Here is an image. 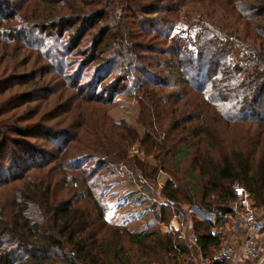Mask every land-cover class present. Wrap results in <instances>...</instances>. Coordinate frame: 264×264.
<instances>
[{
    "label": "trees",
    "instance_id": "obj_1",
    "mask_svg": "<svg viewBox=\"0 0 264 264\" xmlns=\"http://www.w3.org/2000/svg\"><path fill=\"white\" fill-rule=\"evenodd\" d=\"M18 1L11 14L4 11L7 0H0V22L15 15L17 22L0 28V42L27 43L28 49L37 50L42 75L56 79H46L48 89L42 88L38 97L57 95L66 102L76 94L80 100H99L104 105L116 95L133 98L142 111L137 119L142 129L138 135L122 120L116 122L113 137L118 145L138 140L142 147L155 148L160 167L163 159L176 168L188 160L187 174L201 182L199 202L218 217L228 212L229 184L244 188L254 206L264 205V68L252 63V59L264 62V0L209 1L239 27L235 39L243 45L245 58L233 66L221 63L216 53L202 64L203 47L220 35L208 25L188 53L180 44L170 43L171 32L181 21L183 0H63L62 8L56 10L32 9L33 16L24 14L27 6ZM67 29L71 31L66 33ZM91 64L93 82L88 89L86 82L79 81ZM241 72L245 74L240 76ZM84 86L89 90L85 95ZM24 103L19 100L18 105ZM37 109L33 106L30 114L27 109L11 113L8 124L3 125L5 119L0 122V184L23 178L28 168L47 167L39 179H24L16 199L0 209V264H127L121 258V246L104 235L102 200L108 179L118 173V167L132 169L124 151L98 145L91 154L69 158L66 147L76 139L75 132L40 120L30 123L42 116L36 118ZM206 113L223 123L246 122L249 128L241 136L246 146L231 147L228 152L212 149ZM28 137L41 139L48 148L30 145L25 141ZM12 147L15 152H10ZM137 167L144 178L153 174L145 172L143 165ZM60 191L66 194L57 197ZM160 194L168 204H175L179 189L167 180ZM185 200L196 199L186 193ZM160 208L158 221L162 222ZM209 227V222L192 223L202 255L212 254L219 244ZM119 229L130 243L145 249L151 232ZM155 242L165 252L183 251L169 234L154 237ZM144 255L142 250L139 256Z\"/></svg>",
    "mask_w": 264,
    "mask_h": 264
},
{
    "label": "rangeland",
    "instance_id": "obj_2",
    "mask_svg": "<svg viewBox=\"0 0 264 264\" xmlns=\"http://www.w3.org/2000/svg\"><path fill=\"white\" fill-rule=\"evenodd\" d=\"M20 1H24L27 6L24 14H31L32 9L38 11L39 9L53 10L55 8L56 10V8L61 7L63 2V0H49V3L45 5L39 0ZM209 1L213 0H183L180 9L181 21L171 32L170 43L180 44L182 50L188 53L193 48L192 45L201 33L203 26L208 25L206 27H212L220 35L210 39L211 41L203 47L202 64L212 53L217 54L221 63L231 66L241 63L245 58L242 50L243 45L239 39H235L240 35L239 27L224 18L220 10L210 5ZM19 3L18 0H7L4 11L14 13L13 6L15 7ZM20 13L21 11L17 14ZM33 14L35 13H32L31 16ZM15 16L11 20L1 21L0 28L16 25ZM70 31L71 29H67L66 33ZM227 32L228 36L225 38ZM230 41H233L235 45ZM27 45V43L24 45L22 43L6 44L0 42V78H2L0 80V113L2 114L0 115V122L5 119L3 125H6L8 121H11V113L16 115L27 109L30 114L33 106H36L40 107V110L37 109L36 118L41 113L42 116L39 119L29 120L30 123L40 120L44 125L59 129L66 128L69 132H75L76 139L68 143L66 147L69 158L91 154L92 147L95 148L98 145L115 146L120 151H124L126 159L132 165V169L118 167V173L108 179V185L102 200L105 204L103 213L104 235L110 243L121 246L124 251L121 258L127 264H194L198 261L196 256L190 255L187 252L188 250L183 247L182 237L179 235L175 221L172 218L173 211L181 213L183 210H191L192 223L193 221L209 222V232L217 235L218 243L228 242V240L233 243L241 235L239 225L232 215L229 218H226L225 215L218 217L219 214L208 211L199 202L201 182H199L200 179L187 174L188 160L182 161L176 168L171 164H166L165 159H163L162 167H160V154L155 148L146 147V145L142 147L139 145L138 140L128 145H118L117 139L113 137L116 122L122 120L125 125L133 128L138 135L142 129L141 123L137 122V119L142 117V111L133 98L116 95L109 105H104L99 100H80L76 94L70 95L66 102L60 100L57 95L46 98L38 97L37 95L42 93V88L48 89L49 85H45L46 79H54V77L51 74L42 75L38 67L39 59L35 57L37 50L35 48L28 49ZM252 63L264 68L262 60L252 59ZM92 66L93 64L88 65L81 74L79 81L81 83L86 82L88 89H91L93 82ZM247 70L251 72V69ZM244 74V72H241L239 75ZM110 78L111 74L108 79ZM54 82H56V79H54ZM88 89L85 87L84 95L89 93ZM57 90L55 89V91ZM19 96L22 98L19 99ZM19 100H25V103L18 105ZM67 104L70 106H66ZM214 107L220 110L218 105ZM64 108H69V110L61 113ZM204 119L210 132L207 136L208 141L213 143L212 149L218 152H228L231 147L246 146V142L241 137L244 136V131L249 128V126L247 128L246 122L238 124L223 123L224 121L214 118L211 113H206ZM21 122L26 123V121ZM69 123L74 125H68ZM153 133L157 135L158 131L154 129ZM263 134L264 132H262ZM157 136L161 137L162 135ZM25 141L34 147L44 146L48 148V145L44 144V141L39 138L28 137ZM250 143L248 142L247 146ZM215 145H218L219 148ZM10 152H15V148L12 147ZM140 165L144 166L145 172L150 170V173L153 172V174L149 178L140 176L137 167ZM46 168L40 171L28 168L23 178L0 184V209L7 208V204L16 199L17 192L24 179L28 177H30V180H32L31 178L39 179ZM133 173L134 176H132ZM167 180H171L179 189L175 204H168L160 194V190ZM230 186L229 184L226 188L229 189ZM186 193L191 194L196 200L192 202L184 201V194ZM65 194L60 191L56 193V196L61 197ZM249 197L253 204L252 197L250 195ZM204 202L212 206L209 199H205ZM160 206L163 207L165 218L162 222L158 221V216L161 214ZM119 228L126 229L129 232L140 230L151 232L145 239V249H140L135 244L130 243L127 236L121 233ZM114 230L117 234L113 236L112 231ZM167 234L170 235L174 243L178 242L180 244L178 248H182V252L172 253L170 250L165 252L158 247L157 242L153 243L154 237L157 238V236L161 237ZM142 250H145L147 254L144 255V258L139 256ZM203 255L200 254V259L205 264H209L211 252Z\"/></svg>",
    "mask_w": 264,
    "mask_h": 264
},
{
    "label": "built area",
    "instance_id": "obj_3",
    "mask_svg": "<svg viewBox=\"0 0 264 264\" xmlns=\"http://www.w3.org/2000/svg\"><path fill=\"white\" fill-rule=\"evenodd\" d=\"M229 190L232 199L228 202L225 217L233 216L241 235L233 243L229 240L219 243L211 254L210 261L236 264L243 257L244 260L239 264H264V205L254 206L247 191L237 184H231ZM172 218L187 252L200 261L194 264H205L200 259V250L192 229L191 210H183L181 213L173 211Z\"/></svg>",
    "mask_w": 264,
    "mask_h": 264
},
{
    "label": "crops",
    "instance_id": "obj_4",
    "mask_svg": "<svg viewBox=\"0 0 264 264\" xmlns=\"http://www.w3.org/2000/svg\"><path fill=\"white\" fill-rule=\"evenodd\" d=\"M244 260V258L243 257H240L239 259H238V261L236 262V264H239L240 262H242ZM239 262V263H238ZM224 264H227V263H224Z\"/></svg>",
    "mask_w": 264,
    "mask_h": 264
}]
</instances>
